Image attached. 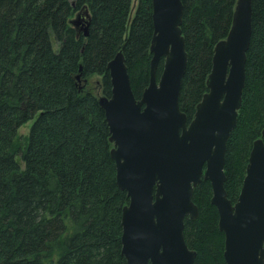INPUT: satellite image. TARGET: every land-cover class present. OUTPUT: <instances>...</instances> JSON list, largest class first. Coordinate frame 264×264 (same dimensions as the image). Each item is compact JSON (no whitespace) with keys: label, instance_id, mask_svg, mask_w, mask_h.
Wrapping results in <instances>:
<instances>
[{"label":"trees","instance_id":"trees-1","mask_svg":"<svg viewBox=\"0 0 264 264\" xmlns=\"http://www.w3.org/2000/svg\"><path fill=\"white\" fill-rule=\"evenodd\" d=\"M237 1L182 0L188 67L180 107L189 120L208 92ZM78 14L79 27L71 23ZM153 35V0H138L134 16L133 0H0V264H126L122 216L130 198L117 183L105 111L82 82L101 76L110 97L108 65L122 51L140 99ZM31 121L22 142L19 130ZM263 130L264 0H253L243 104L225 165L233 203ZM212 196L203 180L194 192L199 217L186 219L195 264H227Z\"/></svg>","mask_w":264,"mask_h":264},{"label":"water","instance_id":"water-1","mask_svg":"<svg viewBox=\"0 0 264 264\" xmlns=\"http://www.w3.org/2000/svg\"><path fill=\"white\" fill-rule=\"evenodd\" d=\"M80 16L71 23L79 27ZM183 18L182 0H153L149 86L138 99L121 51L108 65L112 94L99 98L114 144L117 183L130 198L123 209L122 253L126 264H195L186 219L199 217L194 192L206 180L225 235L226 263L264 264V130L251 150L236 203L225 187L228 142L246 85L253 0L237 1L231 31L215 48L208 92L192 120L180 107L188 67Z\"/></svg>","mask_w":264,"mask_h":264},{"label":"rangeland","instance_id":"rangeland-1","mask_svg":"<svg viewBox=\"0 0 264 264\" xmlns=\"http://www.w3.org/2000/svg\"><path fill=\"white\" fill-rule=\"evenodd\" d=\"M75 1V0H71ZM138 5V0H133V16L136 12ZM76 18V16L74 17ZM103 78L101 76H92L87 79V84L85 86V91L92 92L97 98L104 97V86L102 83ZM82 84H85V82H82ZM34 121L29 122L27 125L23 126L19 130V137L22 142H24V139L29 135L31 126ZM20 141V142H21Z\"/></svg>","mask_w":264,"mask_h":264},{"label":"flooded vegetation","instance_id":"flooded-vegetation-1","mask_svg":"<svg viewBox=\"0 0 264 264\" xmlns=\"http://www.w3.org/2000/svg\"><path fill=\"white\" fill-rule=\"evenodd\" d=\"M83 22H84V16H83V14H81V16L79 17L78 25H79V26H80V25H84ZM161 73H162V71L160 72V67H159L158 78H160Z\"/></svg>","mask_w":264,"mask_h":264}]
</instances>
